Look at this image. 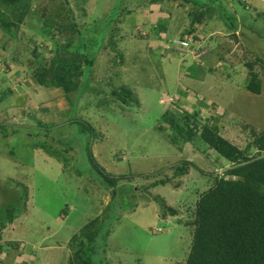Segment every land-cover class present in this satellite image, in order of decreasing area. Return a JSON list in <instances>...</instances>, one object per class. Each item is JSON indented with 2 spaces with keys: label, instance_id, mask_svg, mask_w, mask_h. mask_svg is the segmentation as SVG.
<instances>
[{
  "label": "rangeland",
  "instance_id": "1",
  "mask_svg": "<svg viewBox=\"0 0 264 264\" xmlns=\"http://www.w3.org/2000/svg\"><path fill=\"white\" fill-rule=\"evenodd\" d=\"M120 1L33 0L35 14L28 15L18 30L22 32L19 34L22 39L12 43L9 40L8 50H4L2 45H8V36L0 34L3 39L0 40V94H6L2 103L10 101L9 106L0 111V154L16 162L4 169V175L0 168L3 176L0 207L7 204L10 188L15 191L21 185L31 191L24 199L30 206L29 212L24 216L21 212L20 219L5 228L3 241L7 249L4 254L8 255L9 264H71L75 251L71 245L73 237L98 217L104 218L107 234L99 243L97 264H185L194 231L191 225L185 224L193 218L187 209L193 212L214 177L207 176L210 182L205 189L189 172L188 176L172 178L166 184L149 189L148 193L136 190L155 180L173 177V166L186 160L178 159L179 146L169 145L170 135L160 128L165 125L162 116L167 109L162 103L168 104L172 97L180 94L183 102L191 104L188 92L195 90L186 85L182 88L187 82L181 74L186 70L184 66L191 64L190 72L197 76L202 74L204 64L222 60L221 67L210 69L213 72L208 77L210 82L207 80L204 86L208 91L204 93L206 99L200 97L198 107L189 109L193 118L201 121L208 117L210 124L218 125L226 138L243 148L251 145L255 134L264 132V0H246L249 7L239 11L244 20L236 32L237 41L233 33L229 37L233 46L223 35L231 30L216 17L204 24V28L201 26L196 35L205 36L203 39L214 47L213 55H209V61L198 58L195 62L193 55H183L173 49L171 52V46L163 48L162 39L154 29V19H158L155 11L169 9L173 16L168 26L169 37L171 40L179 38L180 30L192 20L191 11L196 13L193 3ZM119 3H123V8L116 12L114 6ZM229 5L234 8L235 0H229ZM111 19L115 21L110 29L112 35H103L100 41L103 37L100 31ZM85 24L89 30L84 28ZM77 29L83 34L75 33ZM140 31L149 39L137 37ZM81 43L87 45L86 54L91 56L102 44L96 52L99 58L91 68L84 57L80 56L81 61L77 58ZM64 47L68 52H63ZM10 49L16 50L17 61L7 58ZM255 57L263 62L255 65L261 78L260 94L247 88L250 78L246 63L255 61ZM66 72L73 73L79 82L88 72L89 87L75 102L78 89L66 95L70 106L63 102L65 91L62 90L58 106L46 111L58 118V108L69 107L67 117L72 118V122L44 126L40 121L35 124L27 118L21 119L17 105L27 96L26 87H31L26 81L31 79L34 86H42L38 83L40 78L50 80L53 74L60 76ZM191 83L201 86L197 81ZM123 86L132 90L138 103L124 105L110 95L113 89ZM174 89L179 93H171ZM31 94L32 99L38 100L34 92ZM205 107L208 110H199ZM185 113L187 110L179 108L173 115L181 117ZM74 120L84 124L79 125ZM85 123L92 125L94 132H87ZM35 136H41V150L34 149ZM88 145L96 156L93 161L87 157ZM202 149L203 153L195 149L194 157L206 160L207 149ZM251 153L255 154L253 150ZM17 163H25V166ZM201 164L200 169L204 167ZM95 166L114 177H119L117 174L122 171L116 197L110 205L113 188L106 190L101 186L107 184L101 172L95 171ZM226 166L229 167V163L220 167L226 169ZM191 170L197 171L196 168ZM198 175L205 176L200 172ZM150 194L156 201L149 199ZM161 198L166 201L164 208ZM167 207L178 212L171 214L174 216L171 221L160 216V211H166ZM11 242H19L16 250ZM42 244L48 249L43 250ZM19 254L26 258L22 263L18 262Z\"/></svg>",
  "mask_w": 264,
  "mask_h": 264
},
{
  "label": "trees",
  "instance_id": "2",
  "mask_svg": "<svg viewBox=\"0 0 264 264\" xmlns=\"http://www.w3.org/2000/svg\"><path fill=\"white\" fill-rule=\"evenodd\" d=\"M75 1L80 2V0ZM157 1L162 3L165 0ZM184 2L193 3L196 7V13L191 11V15L193 16L192 20L188 26H184L180 30L179 38L171 40L169 37L168 26L170 19L159 17V21L154 24L155 34L159 39H162L161 44L163 45L161 46L163 48L171 46V52H173L172 46H174V41L182 39L186 34H196L201 26L204 28L203 25L210 22L214 17L217 18V21L218 19L219 22L222 21L224 25L231 30V33H222L227 36L225 41L228 39L227 42L229 41L233 46L229 37L233 33L232 37L237 41L238 33L236 34V32H238L242 24V19L244 20L239 11L249 7L246 0H235L234 8L233 6L232 8L230 7L229 0H223V2L221 0H184ZM32 3L33 0H0V34H7L8 36V45H2L4 50L8 49L7 46L10 45L8 42L9 40L12 43L18 39H22V37L19 36L22 32L19 33L18 30H20V24L25 23L28 15L35 14ZM123 3L116 4L114 10L119 12L120 8H123ZM67 4L69 5V2ZM155 12H160V10ZM114 23L115 21L112 19L107 22L106 25H104L106 27L103 29L104 31H100L101 36H111L110 29L114 26ZM88 27V24H85L84 28L88 29ZM75 33L81 35L83 31L77 29ZM139 34L140 35L137 37L140 39H149L145 37L147 35H142L141 31ZM196 38H199L198 34ZM0 40L3 41L2 38H0ZM108 42L109 40L107 43ZM115 42L116 40L114 39V44ZM101 46L102 44H99L96 47L97 51ZM203 46L206 47L205 54L213 52L214 47L207 41H205ZM78 47L81 52L77 57L80 59L79 61H81L82 58L80 56H82L85 61L89 62L90 68L93 67L95 60L99 58L98 53H96L97 51L91 56L86 54V44H78ZM205 47L203 48L205 49ZM63 49V52H68L67 47ZM70 49L75 50L73 48ZM0 56H2L1 52ZM204 56L205 55L201 58H205ZM7 58L9 60L11 59V61H17V59H14L11 55H7ZM201 62L203 61L201 60ZM257 62L263 63L259 57H255V61L253 62L246 63L250 78L247 88L255 94H260L262 85L261 78L255 71ZM87 73L88 72L84 73L85 77L83 76L82 82L76 80L73 73L70 74L66 72L60 74V76L53 74L50 80L40 78L38 83L46 87L53 86L62 88L67 94H71L73 91L75 93V91L79 90L77 92L78 100V98L85 93V89L89 87V78L86 76ZM132 94V90L125 86L120 89H113L110 92L111 96L116 97L124 105L128 106L139 102L138 99L133 96L134 94ZM5 96V92L4 94H0V103H2ZM74 107H76V105ZM192 118L193 117L188 112L181 117H177L173 115L171 111H166L162 116L165 125L160 128L171 131L170 138L172 144L181 147L186 142H192L197 150L202 152H204L202 148H204L205 151L207 148L212 149L224 160L222 164L226 165L227 162L229 163V167L226 166V169L222 168L223 174L228 176V179L216 177L214 184L205 190L197 201L195 209L192 212L193 218L185 222V224L191 225L194 230L190 252L185 260V264H264V132L254 135L253 142H250L252 146L247 144L243 148L226 138L221 133V128L218 125L210 124L209 118H205L201 121L196 117H194L192 121ZM71 122L72 118L70 119V123ZM75 123L79 125L81 123L84 124L80 122V120ZM180 123H182L183 126ZM85 126L87 132H94L95 128H93L92 125L88 126L86 124ZM40 140L41 136H35L33 140L35 145L34 149L41 150L43 148L40 144ZM254 147L260 149L258 154L251 153L252 150L254 151ZM86 152L88 159L93 161L95 156L92 153L93 150L91 146L88 145ZM173 168V177L165 178V180H155L148 186L142 188L138 186L136 190H143L144 193H148L149 189L160 184H166L170 182L172 178L176 179L186 176L191 168L199 170L195 163L187 160L178 162ZM94 169L95 171L101 172L104 178L103 181L107 184L101 186L107 189L113 188L110 205L116 197L117 184L122 177H114L103 168L102 170L99 167L97 169V166H95ZM26 193L27 191L24 190L21 185L19 188H16L15 191L14 189L10 190L7 193V204L0 207V264H9L6 257H4V252L7 247L3 241V236L6 230L5 228L11 225L26 208L27 199L24 200L27 198ZM149 197V199L156 200L151 194ZM22 200H24V203L20 202ZM160 203L162 208H164L166 201L161 198ZM163 213L165 215L167 213L168 215H177L178 212L172 207H167L166 211ZM106 230L104 218L98 217L88 223L76 234L71 243L72 247L75 249L74 260L71 261V264H97L95 256L99 253V243L104 240L107 234ZM18 243L19 242H11V247L16 250L17 245L19 246ZM18 256H20V254Z\"/></svg>",
  "mask_w": 264,
  "mask_h": 264
},
{
  "label": "crops",
  "instance_id": "3",
  "mask_svg": "<svg viewBox=\"0 0 264 264\" xmlns=\"http://www.w3.org/2000/svg\"><path fill=\"white\" fill-rule=\"evenodd\" d=\"M155 13L158 16V19H154V22L159 21V17L168 18L170 20L173 18V16H171V14L169 12V9L166 10V11H163V10L161 11L160 10V12H155ZM218 32H219V34L222 33L221 31H218ZM13 51H15V52H13ZM15 53H16V50L10 49L7 54L9 56L11 55L12 57H14ZM210 54L213 55V53L210 52L209 54H206L204 56L206 58V61L207 60L209 61L208 58H209ZM14 59H18V58L14 57ZM220 60L221 59H218L216 62H211V63H208V64H204V67H201L202 71H203L202 74L197 75V76L190 72L191 69H192V65L191 64L184 66L186 68V70H184L181 74L184 75V79H187V82H185V84L182 86V88L186 85V86L191 87V88H193L195 90V92H193L192 90L188 92L189 95H191V99H190L191 104H186L185 100H184V102L181 101L182 103H184V106H186V108H190L191 106L194 107V108L198 107V105L201 103V101H200L201 98L200 97L206 99L204 93H207L208 91L204 88V86H206V82L209 79L208 77L213 73V72L210 71V68H212V67L214 68L215 66L221 67L222 64H221ZM10 61H11V59H10ZM207 66L209 67V69H207ZM189 80L191 82L197 81L199 83V85H201V86H194V85H192L191 82L189 83ZM208 81L210 82V80H208ZM26 82H28L31 87H26V91L25 92H26L27 96L25 98L21 99L22 102L19 103L20 105L19 104L17 105V107L20 106V110L19 111H20V113H22L21 119L25 120L27 118V120H29L30 122H33L35 124L38 121H40V122H42V124L44 126H46L48 124H52V123H53V125H59V124H61L63 122H66V123L70 122V118L67 117V111L69 110V107L68 108L66 107V109H63V108L59 107L58 108L59 114L57 115L58 118H55L53 116L54 113L48 114V112L46 111L47 108H51V107L52 108H54V107L56 108L58 106V104L60 103L59 99L62 96V90H63L62 88L53 87V86H51V87L34 86V84H32L33 81L31 79L29 81H26ZM31 92H34V95H36L38 97L37 98L38 100H36L34 98L33 99L31 98V96H32ZM166 92H168V91H166ZM174 92H178L179 93V91L175 90V89L171 93H174ZM168 93H170V92H168ZM66 95H70V94L65 93V98L63 97V102H66L69 105L70 100H69V98ZM82 96H83V94H82ZM181 99L183 100L182 96H181ZM75 100H77V96L74 97V102H75ZM45 101L47 102L46 104H45ZM9 102L10 101H8V102L5 101V102L0 104V111L1 112L4 111L9 106L8 105ZM74 102H73V104H74ZM209 102H208V104H209ZM79 104H80V102L78 103L77 108H79ZM208 104H206V105H208ZM72 108H73V106H72ZM72 108H71V111H72ZM63 117H67V119H65ZM3 121L7 122L8 120H4L3 119ZM20 128H24V127L21 126ZM24 130H25V128H24ZM170 132L171 131H167L168 136L171 134ZM28 135L29 134L27 133V136ZM168 144L172 145V143H169V142H168ZM235 144H237V143H235ZM194 148L195 147L192 146L191 144H189V142H186L185 144H183L178 149L180 151V153H178V159L182 160L181 157H184V159L190 160V158H192L191 162H193V163H194V161H197V162L203 161L202 164H204V167L202 169H200V164L201 163L200 162L196 163L197 165H199V169L200 170H198V169H197V171L191 170L190 171V175H191V177L194 180L200 181L204 185V189H205L206 186L209 185L208 182H210L209 180L207 181L208 177L211 178V173H213L216 168H218L222 163H224V160L220 157V155L217 152L212 151V149H208V148H207V153H208L207 157L208 158H206V160L204 159V157H201V156H199L200 158H196V157H194V152H195L196 148L195 149ZM198 152L203 153L201 151H198ZM118 153H117V155H118ZM35 155H36V152H35ZM104 162H106V161H104ZM12 163H16V162H13V159L10 160L6 154H3V153L0 154V168H1V171H2L1 173L3 175H4V171H5L4 169L5 168H9L10 164H12ZM202 164H201V166H202ZM16 165L25 166V163H23V164L17 163ZM105 165H106V163H105ZM201 171H203V172H201ZM43 172H45V171L43 170ZM120 172H122V171H119L117 176H121L120 174H122V173H120ZM198 172L202 173L205 176L202 177L201 175H198ZM1 173H0V180H3V176L1 175ZM22 188H24V190L26 189L27 193L31 194V191H30L29 187L22 186ZM104 189L107 190V188H104ZM10 190H12V188H10ZM153 200H155V199H153ZM147 203L154 204L156 202L153 201V203H151V202L147 201ZM29 208H30V206H29L28 201H27L26 208L24 209V211H22L23 212V216H24L25 213L29 212V210H30ZM184 208L186 209V207H184ZM187 210H188V213L192 214V210L191 209H187ZM189 210H191V211L189 212ZM160 212H161L160 216L162 218H164V219H168V221H171L172 217H174L171 214L168 215V213L165 215L163 213L164 210H162ZM19 217L20 216H18L16 221L20 219ZM175 220L176 219H174V221ZM176 225H178V224H176ZM39 248H40V246H39ZM41 248L43 250L44 249H48L47 246L44 247V244H42ZM5 257H6V260L8 261V258H7L8 255L5 256ZM10 264H14V263H10Z\"/></svg>",
  "mask_w": 264,
  "mask_h": 264
},
{
  "label": "clouds",
  "instance_id": "4",
  "mask_svg": "<svg viewBox=\"0 0 264 264\" xmlns=\"http://www.w3.org/2000/svg\"><path fill=\"white\" fill-rule=\"evenodd\" d=\"M195 34V33H194ZM196 35V34H195ZM203 37H205V36H200L199 38H201L202 39V41H201V45H199V44H194L193 45V48L192 49H194V50H196L197 51V53L199 52L200 53V57L199 58H201V57H203V55H206L205 53H206V47L205 46H203L204 45V43H205V39H203ZM198 38V39H199ZM203 47H205V49L203 48ZM188 55H191V54H188ZM194 56V55H193ZM192 56V57H193ZM196 59H198V58H194L193 57V60L195 61ZM175 96H178V98H176V99H174V100H172V101H169L168 102V104H165V103H162V105H166L167 107V109H166V111H171L172 113H174L175 111H177L179 108H183V109H185V110H187V112L189 111V109L192 111V109L194 108V107H190V108H186V106H184V103H182L181 101H182V99H181V95L180 94H176ZM174 96V97H175ZM174 97H172V98H174ZM182 104V106H179V104ZM204 109H206V110H208L206 107L205 108H202V109H199V110H204ZM194 110V109H193ZM205 111V110H204ZM177 113V112H176ZM188 113H190V112H188ZM191 114V113H190ZM205 117V116H204ZM206 118H208V117H206ZM167 125V124H166ZM168 126V125H167ZM169 127V126H168ZM170 128V127H169ZM167 131H168V129H166ZM165 130V131H166ZM189 143H191V144H193L192 142H189ZM195 147V146H194ZM196 148V147H195ZM197 149V148H196ZM198 151H200V150H198ZM212 151H214V150H212ZM202 152V151H201ZM254 152H255V154H258V152H260V149H258V148H256V147H254ZM264 152V151H263ZM93 155H94V153H93ZM95 156V155H94ZM96 157V156H95ZM221 166V165H220ZM218 167V168H216L215 170H214V172L213 173H211V177L213 178L214 177V179H213V184H214V182H215V178L216 177H218V178H227L228 179V176H225L224 174H223V172H222V168L221 167ZM212 184V185H213ZM195 209V208H194ZM159 231H160V229H159ZM35 253H33V255H34ZM27 255H29V253L27 254ZM6 255H4V257H5ZM26 260V258H24V254H20V256H19V260H18V262H20V263H22L23 261H25ZM30 261V260H29Z\"/></svg>",
  "mask_w": 264,
  "mask_h": 264
},
{
  "label": "built area",
  "instance_id": "5",
  "mask_svg": "<svg viewBox=\"0 0 264 264\" xmlns=\"http://www.w3.org/2000/svg\"><path fill=\"white\" fill-rule=\"evenodd\" d=\"M195 41H197V42H195ZM201 41H202V39L196 38L195 34H186L183 36L182 39L174 41V46H172V49L176 52H179L180 54H183V55L184 54L185 55L191 54V55H194L193 56L194 58H199L200 53L199 52L197 53V51L192 49V48H193L194 44L201 45ZM176 98H178V96L171 98L170 101H172ZM0 255H1V253H0Z\"/></svg>",
  "mask_w": 264,
  "mask_h": 264
}]
</instances>
